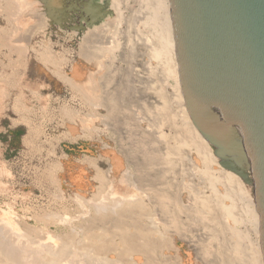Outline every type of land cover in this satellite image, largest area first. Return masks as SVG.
<instances>
[{
    "label": "rangeland",
    "instance_id": "1",
    "mask_svg": "<svg viewBox=\"0 0 264 264\" xmlns=\"http://www.w3.org/2000/svg\"><path fill=\"white\" fill-rule=\"evenodd\" d=\"M169 1L161 2L163 5L159 2L157 4L163 8L165 6L168 21L171 20ZM29 2L24 6L30 4L29 8L20 5L22 8L15 9L20 25L9 18V12L5 9L8 6L6 3L10 2L0 0V98L2 97L4 108L0 115V210L10 213L18 226L28 228L31 234L36 233V226L46 227L47 224L65 221L64 216L66 220L73 218L72 221H76V214L83 207L85 199L95 193L100 174L105 175L112 166L118 167V160L113 157L116 155V158L126 161L142 188L151 195L153 208L168 220V225L163 227L160 237L172 234L171 245L175 259L180 263L186 261L187 264H208L214 256L216 245L209 242L208 232L200 226L204 219L196 213L195 218L199 223L190 226L178 216L175 218L168 213L170 211L174 215L183 216L177 200L179 194L185 204H190L197 201L198 191H204L208 187V173L200 167L199 170H190L187 163L189 154H200L197 147L187 143L188 145H182L179 153L172 155L161 148L167 142L177 145L178 138L172 135L173 126L164 124L158 127L153 122L152 124L146 115L139 113L138 107L136 111L140 115L136 117L120 104L107 114L103 111L102 93L110 91L118 94L120 90L115 92L114 87L123 85L130 79L139 92L140 89H145L148 95L151 94L150 89L158 84L167 89L172 97L176 92L180 95V91H176L178 87L181 89V84L175 43L168 42L173 25L166 24L165 29L156 27L155 22L149 20L147 15L150 8L142 10L134 0H123L117 7L110 0L111 13L98 24L76 31L52 24L39 0ZM126 6H130L129 9ZM154 29L165 38L166 46L168 43L172 46L173 56L170 62L167 53L156 56L155 50H152L154 48L149 47L152 43L149 33ZM128 39L141 45L140 60L131 58V51L124 49ZM166 64L172 67V71ZM89 92L94 94L90 95ZM181 95L183 96L182 92ZM148 99L153 100V103L160 102L158 98L149 96ZM179 99L182 104L175 102V108L182 114L187 108L185 105L184 109V97ZM13 119H17V124L12 123ZM175 121L178 125L182 124V117L177 114ZM184 131L186 130L183 129L185 136L187 132L185 134ZM175 160L181 164L175 163ZM209 161L214 167L210 171L219 176L220 180L223 178L220 181L223 182L224 176L216 169L219 158L214 152L210 153ZM175 164L181 165V169ZM174 165L176 170L173 169ZM197 178L202 181L197 183ZM176 184L180 186L176 187ZM196 186L199 187L195 188ZM123 188L117 191L129 192V186ZM235 203L237 212H244L245 218L235 227L242 233H247L244 240L246 249L250 244L255 245L257 264H264L260 215L258 221H255L248 211L251 207L247 209L249 203H253L254 209H257L254 192L250 196L243 194ZM35 217L40 218L39 224L35 223ZM249 228H252L251 231Z\"/></svg>",
    "mask_w": 264,
    "mask_h": 264
},
{
    "label": "bare ground",
    "instance_id": "2",
    "mask_svg": "<svg viewBox=\"0 0 264 264\" xmlns=\"http://www.w3.org/2000/svg\"><path fill=\"white\" fill-rule=\"evenodd\" d=\"M7 1H9L10 3L9 4L6 3L8 6L6 5L7 7L5 9L9 12V15H10L9 18L12 21H14V23L18 22L21 25V22L19 21L20 20L19 16H17L16 14L17 11H15V9L18 7L22 8L21 6H23V8H26L28 6L29 8L31 4L29 2L30 0L29 1L27 0H13V1L7 0ZM134 1L139 3L140 8H142V10L150 8V10H148L147 15H148L149 20L155 22L156 27L160 29H165L166 24L171 26L172 24L171 20L168 21L166 17L167 11L166 9H164L165 6L164 8L161 6L164 4V3L162 4L161 2H164V1L168 2V0H159V1L157 0H134ZM26 2L27 3L29 2L30 4L24 7ZM158 2L161 3L160 5L161 7L157 6ZM119 3H123V0H113L112 5L117 7ZM129 7L130 6H128L127 8L129 9ZM172 29H173V26H172ZM170 32H171V35L169 36L171 39L168 38V42L175 43L173 30H171ZM149 35H151V39H152L151 40L152 43H150L149 47L154 48L152 50H155L156 56L162 55V53L164 54L167 53L168 59L170 62L171 56H173L171 55L172 46L171 45L169 46V43L166 46L165 44L167 43V41H165V38L163 36L158 35L155 32V29L153 31H150ZM142 41H144V39H142ZM124 42H123V45H125V43L127 42L124 49H129L131 51V58H135L137 59V61L140 60L141 45L137 41H132L131 39H128V41H126L125 43ZM144 43L143 45H146ZM146 47L148 48V46ZM145 61L147 60L145 59ZM144 66H145V62H144L143 67ZM167 66L172 71V67L170 65H167ZM136 80L138 81L139 79H137L136 77ZM145 80L154 82L149 78ZM91 81L92 83L93 82L96 83V81H93V80ZM146 84L148 83L146 82ZM89 88H91V86ZM114 89H115V92L116 90H120L119 93L115 94L110 91L102 93V100H103L102 103H103V108H104L103 110L104 114H107L111 109L115 108L116 106L120 104L124 106L130 113H132L134 117H136L140 115L138 114V111H136V107H138V109L140 110L139 113L146 115V117L149 118V121L151 123L153 122L154 125H157L158 127L164 124L173 126L172 135H174L175 138H178L176 139V141L178 140V143H176L177 145H172L167 142L168 144L167 143L164 144L163 148L161 149H166L167 152L173 155V154L180 152V149H182L181 148L182 145H186L187 143H192L197 147L196 148L197 151L201 154V157L199 156L200 154L198 156L189 154L187 163L189 165L190 170H194V168L198 169V167H200V169L208 173L206 174V176L209 175L208 177L209 179L207 181L209 184L207 185L208 187H206L207 189H205L204 191H198L197 201L191 202L190 204H185V202H183L182 195L179 194V197L177 198V200L179 201L180 209L182 210L184 215L183 216H181L180 214L174 215L170 213V211L168 213L169 215L171 214L175 218L176 216H178L182 221L185 222V224L190 225V226L198 222L197 218H195L196 213H199L201 216L200 218L204 219L201 222L202 225L200 224V226H202V228L208 232L209 242L214 243L216 245L215 246L216 251L213 252L214 256L208 261V264H257L258 258L255 253L256 246L253 244H250L247 250L246 249L247 244L244 243V240L247 238L246 236L247 233L246 234L242 233L240 230L237 229V227H235L236 224L242 223L245 219L243 215L244 212L242 214H240V212L239 213L237 212L236 210L237 205L235 201L240 200L243 194H246L249 196L252 195V193L254 192L253 185L246 184L239 175L223 167L220 163V159H219V162H217V164L219 163V165L215 167L216 169L221 171L222 173V174L220 173L221 176L222 175L224 176L223 182H220L223 178H221L220 180L219 176L212 174V172L210 171L211 170L210 168L212 167V165L210 164L209 159H210V153H213L214 149L212 148L211 144L202 136L199 130L194 126L188 114V111L184 110L181 114V112H177L175 108V102L179 103L180 101L179 98L183 97L181 95V89L178 87V90H176L178 92L180 91V95L177 92L175 96L173 95L176 99L172 97V95L167 91V89H164L159 84L152 87V89H150L151 90L150 95H148V93L146 94L145 89L144 90L140 89L141 92H139V90L131 82V79L128 80L123 85L115 86ZM93 94L91 92L90 95H93ZM149 96L150 98H158L160 102L153 103L152 102L153 100L150 101L148 99ZM1 98H0V115L3 114L4 112ZM97 99L100 100L99 97H97ZM95 103H98V101L97 102L95 101ZM179 104H182V103H179ZM97 105L98 104H95V106ZM100 105H98V107ZM184 109H185V103H184ZM177 114L182 117V122H180L182 123L180 124L181 126L176 124L175 120H176ZM87 115L88 117H90L89 114ZM94 119L96 120V118ZM182 125L184 127H182ZM183 129H185L187 132V135L185 136L183 134ZM186 132L184 131L185 134ZM182 134H183V137H181ZM170 138H173V137H170ZM175 138H173V141L175 140ZM113 157L118 160V167L115 168V166H112L111 164V166L114 168L111 167L110 169H108L109 171L106 170L107 173L105 175L100 174L99 183H98L99 185L98 186L94 185L96 188L95 193L90 197L87 196L89 198L85 199L86 202L82 205L83 207L80 208L79 212H77L76 214V217H77L76 221H72L73 218H70V217L69 218L71 220H66V216H64V218L63 217L62 218L63 220L65 219V221H61V222L58 221L60 223H54L53 225L47 224L46 227L36 226L37 227L35 229L36 233L31 234V231L28 228H22L18 226V224L14 221L11 215H9L10 213L7 214L8 212L5 213L6 211L4 212L0 210V264H187L186 261L183 263H180L178 260L175 259L174 257L175 253L174 254L172 253L173 249L171 245V241H172L171 235L172 234L169 236L167 235L164 238L160 237L163 227H166V225H168V220L164 217H161L158 214V212L153 208L151 195L147 193V191L144 188H142L140 182L137 180L138 178L137 179L135 178V175L132 173L131 169L127 166L126 161L124 159L119 158L118 156H117L118 158H116V155ZM177 161L175 163L179 164L180 161L179 162ZM178 164H175V165L176 167L179 166L180 168L181 165H178ZM175 165L173 169L176 170ZM140 166L142 167V165ZM212 168L214 169V167ZM180 169L177 168V170H179L177 172L180 173ZM1 170H2V167H1ZM197 172L199 171H196V173ZM204 172L202 176H204ZM169 175H171V172ZM202 176H199V177L202 178ZM200 178H197V183L202 181V180H198ZM197 183L195 184L197 185ZM125 185L130 187L129 192L122 193L120 191L121 193H119V191L117 190L119 188L124 189L123 186L126 188L127 186ZM178 185L176 184V187ZM198 187L196 186L195 188H198ZM82 203L83 201L81 202V204ZM250 207H251V210H248L249 213L252 215L254 220L256 219L258 221L259 214L257 212V209L256 210L254 209L253 203H249V206L247 207V209H249ZM62 218L60 220H62ZM254 220L252 221L254 222ZM34 221L36 224H39L41 222L40 218L38 217H35ZM56 222H57V219H56ZM200 264H205V263L201 262Z\"/></svg>",
    "mask_w": 264,
    "mask_h": 264
},
{
    "label": "water",
    "instance_id": "3",
    "mask_svg": "<svg viewBox=\"0 0 264 264\" xmlns=\"http://www.w3.org/2000/svg\"><path fill=\"white\" fill-rule=\"evenodd\" d=\"M51 23L82 31L110 0H39ZM181 92L220 163L253 185L264 259V0H170Z\"/></svg>",
    "mask_w": 264,
    "mask_h": 264
},
{
    "label": "crops",
    "instance_id": "4",
    "mask_svg": "<svg viewBox=\"0 0 264 264\" xmlns=\"http://www.w3.org/2000/svg\"><path fill=\"white\" fill-rule=\"evenodd\" d=\"M17 122H18L17 119H13V120H12V123H13V124H17Z\"/></svg>",
    "mask_w": 264,
    "mask_h": 264
},
{
    "label": "flooded vegetation",
    "instance_id": "5",
    "mask_svg": "<svg viewBox=\"0 0 264 264\" xmlns=\"http://www.w3.org/2000/svg\"><path fill=\"white\" fill-rule=\"evenodd\" d=\"M105 0H101V2H104Z\"/></svg>",
    "mask_w": 264,
    "mask_h": 264
}]
</instances>
